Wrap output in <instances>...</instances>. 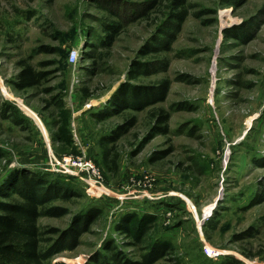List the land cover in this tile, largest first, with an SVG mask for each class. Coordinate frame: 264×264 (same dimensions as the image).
Returning <instances> with one entry per match:
<instances>
[{
	"label": "rangeland",
	"instance_id": "1",
	"mask_svg": "<svg viewBox=\"0 0 264 264\" xmlns=\"http://www.w3.org/2000/svg\"><path fill=\"white\" fill-rule=\"evenodd\" d=\"M146 1L0 0V186L23 171L68 183L70 198L55 202L68 214L40 217L43 227L99 212L53 263L84 264L109 244L139 261L166 242L154 264H264V0H188L170 51L139 56L169 11L139 16ZM243 26L248 40L230 35ZM135 59L167 66L131 82L168 79L165 99L96 120ZM23 62L46 77L18 90ZM160 110L166 132L140 148ZM126 216L129 234L118 229Z\"/></svg>",
	"mask_w": 264,
	"mask_h": 264
},
{
	"label": "trees",
	"instance_id": "2",
	"mask_svg": "<svg viewBox=\"0 0 264 264\" xmlns=\"http://www.w3.org/2000/svg\"><path fill=\"white\" fill-rule=\"evenodd\" d=\"M159 4H166L169 9L166 20L153 39L140 49L139 56L170 51L171 44L189 14L188 0H149L140 6L142 8L139 10V16H143ZM241 28L238 35L231 32L230 35L239 37L240 34L248 40L251 36L248 26ZM121 30L120 21L105 25L104 38L100 40L99 46L108 49ZM20 64L21 70L14 83L18 90L37 86L46 77L44 72L34 70L26 62ZM166 68L167 66L164 65L160 70ZM160 70L156 62L154 64L149 61L132 60L126 72L128 81L119 85L106 104L94 114L96 120L102 121L123 111L139 112L163 101L171 83L168 79L149 85L131 83L132 80L151 76ZM159 112L150 132L141 141L140 148L155 134L166 132L165 125L169 115L163 110ZM135 122L136 117L129 116L117 126L116 134L133 127ZM164 156L165 152H162L153 156V160ZM72 193L73 190L68 183L58 180L49 182L39 175L30 176L24 171L13 173L6 183L0 186V264H66L53 263L50 259L59 252L74 249L79 243L80 233L87 231L89 222L99 212L92 209L86 214L75 215L66 230L40 226L38 219L40 217H61L68 214L66 207L57 205L55 202L69 199ZM131 220L129 216L121 219L118 229L129 234ZM169 248L171 246L168 243L157 242L150 247L149 252L141 256L139 261H131L121 251L113 248L112 244H109L105 249L106 253L98 252L84 264H154Z\"/></svg>",
	"mask_w": 264,
	"mask_h": 264
},
{
	"label": "built area",
	"instance_id": "3",
	"mask_svg": "<svg viewBox=\"0 0 264 264\" xmlns=\"http://www.w3.org/2000/svg\"><path fill=\"white\" fill-rule=\"evenodd\" d=\"M72 57L75 58V53H72Z\"/></svg>",
	"mask_w": 264,
	"mask_h": 264
}]
</instances>
